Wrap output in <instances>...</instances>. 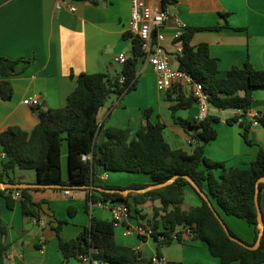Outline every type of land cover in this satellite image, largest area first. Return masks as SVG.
Returning <instances> with one entry per match:
<instances>
[{
	"label": "crops",
	"instance_id": "1",
	"mask_svg": "<svg viewBox=\"0 0 264 264\" xmlns=\"http://www.w3.org/2000/svg\"><path fill=\"white\" fill-rule=\"evenodd\" d=\"M77 11L57 10L50 0H0V56L12 59L23 58L19 73L12 75L14 94L11 99L0 97V131L7 126H19L32 132L39 123V107L58 108L67 103L69 94L76 88L77 80L71 72H105L119 74L122 65L114 57L132 51L129 22L132 17L131 0H71ZM163 5V0H158ZM166 8L171 18L160 29L163 45L177 67L179 44L174 42L177 34L187 26L210 27L225 25L219 30H200L195 33L192 44L207 43L213 57L218 59V77L226 78L234 67H244L247 59L259 70H264V0H168ZM172 7V9L170 8ZM222 13L227 16H222ZM0 80L3 77L0 76ZM38 95L39 107L24 103ZM116 95L107 101L99 113L100 131L97 143L102 144L108 127L129 128L131 137L147 123L161 121L166 127L164 136L174 149L193 152L196 140L193 132L176 124L171 106L175 103L167 91L157 87L156 74L147 66L138 77L135 90ZM147 110H152L150 115ZM243 112L235 109H220L210 106V114L219 117L215 124L218 137L206 144L207 157L223 162L227 168L247 169L261 148L264 149V127L255 118L264 113V87L254 89V100L249 120H253L250 131L252 144L246 142L239 123L229 119ZM199 108L194 104L189 109H180L177 115L190 120L198 119ZM191 148V149H190ZM6 156L0 143V172ZM217 174L220 170L216 171ZM69 147L66 140L62 145V175L69 178ZM15 182L37 183L35 169L16 168L9 172ZM95 184L106 183L128 185L134 182L151 183L145 173L107 171L97 167ZM5 182H9L5 179ZM71 191L66 194V190ZM91 188H34L32 196L40 203L39 216L25 215L21 197H15L13 208L0 195V245L6 251L0 255V264H66L60 250L63 240L76 239L91 223L92 216L112 220L111 208L91 205L88 197ZM183 209L201 206L204 198L191 185L184 186ZM89 203V210L87 208ZM131 218L125 224L143 225L154 228V206L159 201L135 204L131 200ZM213 204L218 209L215 201ZM260 205L264 216V188L260 192ZM76 211L70 214V208ZM99 209V210H97ZM221 213V211L218 209ZM222 218L239 237L247 243L255 239L254 227L242 218L221 213ZM68 220L60 231H56L59 220ZM125 225V226H126ZM4 229V231L2 230ZM182 230V228H178ZM119 244L140 250L149 257L157 256V242L152 235L146 239L138 234H125V228L115 229ZM182 240H174L163 247L165 261L182 264H223L212 255L209 246L192 235L181 234ZM68 264H80L71 258ZM232 264H240L235 261Z\"/></svg>",
	"mask_w": 264,
	"mask_h": 264
},
{
	"label": "trees",
	"instance_id": "2",
	"mask_svg": "<svg viewBox=\"0 0 264 264\" xmlns=\"http://www.w3.org/2000/svg\"><path fill=\"white\" fill-rule=\"evenodd\" d=\"M168 0H163L166 8ZM222 16L227 14L222 13ZM225 25L216 24L210 27L187 26L184 32L174 39L183 45V51L177 54L178 69L187 72L201 82L209 95L210 104L220 109L242 111L241 115L230 118L229 123H239L242 135L247 143L252 144L250 131L253 120H249L254 100V89L264 87V70H259L247 59L244 67L234 66L226 78L218 77V59L213 57L207 43L197 46L192 44L196 32L210 29L219 30ZM143 56L142 43L136 38L132 41L131 55L122 66L119 74L112 76L105 72L75 74L76 88L69 94L63 107H39L40 121L32 132L19 126H7L0 131V143L6 156L3 170L0 172V183L15 182L9 172L16 168L35 169L37 181L41 184H54L58 188L97 185L94 178L97 167L107 171L145 173L150 175L151 183L134 182L128 185L106 183L110 189H142L150 184L163 183L175 175L187 174L192 177L215 201L221 213L245 219L254 227L255 239L259 234L258 212L255 204L257 180L264 176V149L261 148L254 161L247 169L227 168L223 162L206 156V144L218 137L215 124L219 117L209 114L203 120H190L177 115L180 109H189L195 104V98L187 95L175 84L167 90L169 99L175 103L171 106L172 116L176 124L186 131L194 130L196 140L193 152L174 149L164 136L166 125L148 120L131 137L129 128L108 127L105 141L98 145L100 131L99 113L106 105L111 94L124 95L136 89L138 84V68ZM23 58L12 59L0 56V97L8 100L13 97L14 90L8 77L19 73V64ZM152 110H147L150 115ZM264 127V113L255 118ZM64 140L69 147V178L62 175V145ZM89 153L92 158L84 161L82 155ZM220 170L217 174L216 171ZM190 182L178 177L172 184L145 193H130L127 196L119 192H103L91 190L89 202H123L132 207L135 204L154 203L155 221L152 236L157 242V256H145L135 248L119 244L116 240L114 222L92 216L91 223L76 239L63 240L59 246L64 255V262L71 258L91 253L103 264H182L165 261L163 247L171 244L179 226L188 227L192 236L201 239L209 246L212 255L219 257L223 264H264V235L258 249L251 250L232 240L226 233L214 211L206 200L201 206L183 209L185 201L184 186ZM264 183H260V192ZM33 189L0 190V195L7 200L9 208L15 204L14 192L21 193L22 210L25 215L38 217L40 203L32 196ZM259 192V201H260ZM89 210V203H87ZM217 209V208H216ZM217 209V210H218ZM76 211L70 208V214ZM219 212V211H218ZM220 213V212H219ZM220 213V215H221ZM68 220H59L56 231L60 234L62 226ZM228 226V225H227ZM229 228V226H228ZM230 229V228H229ZM4 231V229L2 228ZM233 236L239 237L230 229ZM179 239L181 238L180 235ZM146 239V236H141ZM242 239V238H241ZM6 251L0 245V255Z\"/></svg>",
	"mask_w": 264,
	"mask_h": 264
},
{
	"label": "built area",
	"instance_id": "3",
	"mask_svg": "<svg viewBox=\"0 0 264 264\" xmlns=\"http://www.w3.org/2000/svg\"><path fill=\"white\" fill-rule=\"evenodd\" d=\"M53 2L57 10L68 9L71 12H76V5L72 4L71 0H50ZM132 2V17L129 22L130 39L133 41L138 38L142 43L143 56L138 68V77L144 72L147 66H151L156 74L157 87L160 91H167L170 87L178 84L187 95L195 98V104L199 108L197 120H203L210 114L209 95L205 91L203 84L193 78L187 72H184L172 64V58L168 50L163 45L164 36L160 29L171 18V11L169 8H164L158 0H131ZM183 33V32H182ZM182 33L177 34L176 37ZM179 44L178 53H182L183 45ZM129 56L121 53L114 57V62L124 65ZM25 104L39 107L41 105L40 97L38 95L32 96L24 100ZM259 116V114H258ZM84 161L92 158L89 153L82 155ZM66 194L71 191L67 189ZM14 197H21L19 191L14 192ZM91 205L96 203L90 202ZM97 205L111 208L112 221L115 228L124 227L125 234H138L140 236L152 235L153 227L136 225L130 226L125 224L131 218V207L123 202H98ZM126 225V226H125ZM182 228V230H178ZM174 234L175 240L179 239L182 233L192 235V231L185 226H179ZM80 264H103L101 261L92 256L91 253H84L79 255ZM165 262V260H163ZM9 264H15L10 261Z\"/></svg>",
	"mask_w": 264,
	"mask_h": 264
},
{
	"label": "water",
	"instance_id": "4",
	"mask_svg": "<svg viewBox=\"0 0 264 264\" xmlns=\"http://www.w3.org/2000/svg\"><path fill=\"white\" fill-rule=\"evenodd\" d=\"M170 8L172 9V7H170ZM178 177H183V178L187 179L190 182V184L197 190V192L204 198V200H206L208 202L209 206L214 211L216 217L219 219L222 226L224 227L226 233L228 234V236L232 240H234L235 242H237V243H239V244H241V245H243V246H245L251 250H255V249L259 248V246L261 245V242H262L263 235H264V216H263V212H262L260 201H259V192H260L259 185H260V183H264V176L260 177L256 183L255 204H256L257 212H258L259 234H258V238H257L256 242L253 245L247 243L245 240H243L241 238H238V237H235L232 235V233H231L230 229L228 228L226 222L224 221V219L222 218V216L220 215V213L216 209L215 205L211 201L208 194L200 187V185L192 177H190L187 174L175 175L163 183L150 184L148 187L142 188V189H136V188L110 189V188H106L104 186H98V185H85V186L75 187V188H91V189H96V190L103 191V192H119V193L123 194L124 196H127L130 193H145V192H148V191H151L154 189H159V188L165 187L167 185L172 184ZM58 187H59L58 185L41 184L38 182L37 183H26V182H1L0 183V190L18 189V188L34 189V188H58Z\"/></svg>",
	"mask_w": 264,
	"mask_h": 264
},
{
	"label": "rangeland",
	"instance_id": "5",
	"mask_svg": "<svg viewBox=\"0 0 264 264\" xmlns=\"http://www.w3.org/2000/svg\"><path fill=\"white\" fill-rule=\"evenodd\" d=\"M114 98H116V95L115 94H111L110 95V97H109V99H108V103L109 102H112V100L114 99ZM191 149V148H190ZM110 183H111V181H110ZM97 210H99V209H97ZM245 219H243V221H244ZM244 222H246V220L244 221ZM116 230H118V229H120V227H117V228H115Z\"/></svg>",
	"mask_w": 264,
	"mask_h": 264
}]
</instances>
